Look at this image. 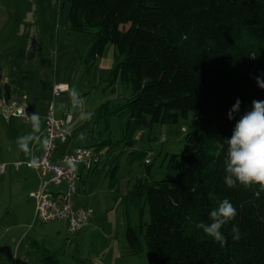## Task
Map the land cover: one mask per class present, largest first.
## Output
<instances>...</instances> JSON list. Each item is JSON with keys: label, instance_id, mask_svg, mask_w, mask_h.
I'll return each instance as SVG.
<instances>
[{"label": "trees", "instance_id": "trees-1", "mask_svg": "<svg viewBox=\"0 0 264 264\" xmlns=\"http://www.w3.org/2000/svg\"><path fill=\"white\" fill-rule=\"evenodd\" d=\"M66 3L71 27L91 32L86 61L112 45L114 71L132 88L116 110L126 118L124 151L136 153L138 131L177 123L192 114L184 149L170 156L165 177H139L123 196L140 218L132 225L127 208L128 252H140L145 242L148 264H264V190L258 185L229 188L223 182L224 140L231 137L236 122L227 118L229 109L239 98V119L253 100L264 101V89L254 79L264 73V0ZM5 61L8 94L22 93L25 71L14 56ZM136 154L146 159L149 153ZM109 165L114 179L117 166ZM150 167L145 166L146 172ZM224 199L234 205L237 215L222 227L227 242L221 246L197 224L209 222V212ZM233 224L239 229L238 240L233 239ZM32 242L40 249V264H66L57 252Z\"/></svg>", "mask_w": 264, "mask_h": 264}, {"label": "rangeland", "instance_id": "rangeland-1", "mask_svg": "<svg viewBox=\"0 0 264 264\" xmlns=\"http://www.w3.org/2000/svg\"><path fill=\"white\" fill-rule=\"evenodd\" d=\"M64 2L0 0V65L7 57L14 56L26 74V94L31 102L37 101L33 112L41 117L42 127L51 103L63 114H72V137L67 143L74 147L95 146L101 153V166L107 163L117 166L115 178H111L110 165H105L104 172L99 174L96 170L85 171L82 178L88 182L87 191L78 181L76 206H90L94 211L83 236L69 234L65 221L35 220V201L29 190L31 180H27V173L33 168L26 164L15 166L16 162L30 160L16 141L31 131V123L25 118L8 119L0 110V165H8L7 172L0 173V264H40V249L32 242L35 239L51 252H57L60 261L66 264H148L145 242L140 252H128L126 211L129 209L132 225L139 224L140 218L138 210L129 208L123 200L117 184H123L128 177L133 183L149 175L145 157L139 158L136 154L140 150H146L153 161L149 179L164 178L170 156L184 149L183 127L189 126L192 114L181 117L177 123H158L151 129L141 130L144 137L138 140L136 153L124 151L126 118L116 110L131 96L132 88L114 71L116 57L112 45L101 56L86 61L92 45L91 32L71 27L69 3L63 5ZM5 77L6 72L1 68L0 98L5 93L8 95L4 91ZM56 82H67L69 90L79 91L84 100L83 110L93 114L90 120H82L80 110L72 108L78 101H70L69 91L61 94L62 98L69 96L66 103L59 101L61 97H54ZM82 132L86 136L84 141L77 139ZM104 140H112L113 144L101 145ZM68 144H61L56 154ZM82 168L79 166V171ZM145 219L149 220L147 212ZM20 235L26 236L25 239L19 238Z\"/></svg>", "mask_w": 264, "mask_h": 264}, {"label": "built area", "instance_id": "built-area-1", "mask_svg": "<svg viewBox=\"0 0 264 264\" xmlns=\"http://www.w3.org/2000/svg\"><path fill=\"white\" fill-rule=\"evenodd\" d=\"M10 79L5 77V84L9 85ZM13 88V87H11ZM69 86L65 83H55L53 86L54 97L67 92ZM31 99L28 94H4L0 98V110L8 118L28 119V109ZM73 116L67 113L63 117L56 116L55 106L50 104L45 127L43 130V140L41 152L36 156L39 158L38 166L32 167L30 160L26 161L27 167L33 168L39 173V186L30 192V196L35 201V220L42 222L65 221L67 232L76 234L86 227L93 216V208L90 206H76L74 196L78 193V181L81 172L96 170L102 161L101 153L95 146H80L72 153H65L59 160L54 157L59 145L69 141L72 137L70 128ZM183 130H186L183 127ZM141 133L137 134V138ZM165 139V137H164ZM149 156L145 159V164H150ZM23 162H16L19 167ZM7 164L0 165V173L7 172Z\"/></svg>", "mask_w": 264, "mask_h": 264}, {"label": "clouds", "instance_id": "clouds-1", "mask_svg": "<svg viewBox=\"0 0 264 264\" xmlns=\"http://www.w3.org/2000/svg\"><path fill=\"white\" fill-rule=\"evenodd\" d=\"M257 86L264 89V73L254 77ZM70 101L76 100L78 103L72 105L74 110H80V118L84 121L92 118V113L84 111V100L76 88L69 90ZM241 101L236 99L235 103L229 109L227 118L236 120L232 135L226 138L224 142L227 145V151L224 159V171L226 175L223 178L224 184L229 188H235L240 185L244 188H251L258 185L264 190V101L253 100L251 109L240 113ZM31 123V131L17 138L18 147L26 154L30 155V165L38 166L39 158L31 155L33 144H43L39 135L42 129L41 117L37 112L28 116ZM85 133H80L77 139L84 141ZM237 215L234 205L227 199L220 201L214 209L209 212V222L197 224V228L202 229L205 234L212 237L214 241L224 246L226 237L222 233V227L233 221ZM233 239H239V229L237 225L232 226Z\"/></svg>", "mask_w": 264, "mask_h": 264}, {"label": "crops", "instance_id": "crops-1", "mask_svg": "<svg viewBox=\"0 0 264 264\" xmlns=\"http://www.w3.org/2000/svg\"><path fill=\"white\" fill-rule=\"evenodd\" d=\"M1 68H3V70L6 72V76H8V62L7 61H5V63L4 64H2V65H0V70H1ZM57 83V82H56ZM60 83H65V84H67L68 85V83L67 82H60ZM55 84V83H54ZM6 86H4V91H7V89H8V84H5ZM69 86V85H68ZM13 87V86H12ZM12 89V88H11ZM68 91H69V89H68ZM8 92H9V89H8ZM23 92L24 93H26V89H25V83H24V89H23ZM66 93V92H65ZM12 94V93H11ZM62 95H60L59 97H61ZM68 100H69V96L68 95H64L63 96V98L61 97L60 99H59V101L61 102V103H63V102H68ZM36 103H37V101H36ZM55 113H56V116L58 115V117H63L64 115H66V114H63L62 112H60V111H58V110H56L55 109ZM73 121H74V119H73ZM73 123V122H72ZM71 123V124H72ZM44 127H45V122H44V125H43V127H42V130H41V132H40V136H41V138H42V140H43V130H44ZM143 133L144 132H142L141 133V140H143L142 138L144 137V135H143ZM70 143V142H69ZM68 143L66 142V143H64V144H62V145H67ZM76 145V144H75ZM60 146V145H59ZM59 146H58V148H57V150L59 149ZM77 148V145L74 147V146H72L71 144H68V146H66L60 153H57L56 154V152H55V155H54V157L56 158V160H59L65 153H72V152H74V150ZM41 150H42V144H38V145H36L33 149H32V153H31V155H34V156H37L40 152H41ZM56 150V151H57ZM30 156V155H29ZM148 156H150L149 154H148ZM167 156H168V154H167ZM30 159H31V156H30ZM20 162V161H19ZM153 162V161H152ZM152 162H151V165H152ZM22 165H24V163L23 164H21L20 166H22ZM105 165H109L108 163L107 164H104V165H99L98 166V168L96 169V172L95 173H100L102 170H104L103 169V166L105 167ZM16 166V165H15ZM19 166V167H20ZM17 167V166H16ZM30 168V167H29ZM32 170H34V171H32ZM32 170H30V171H28V173H27V177H28V179L27 180H31V185H30V187H29V190H30V192L31 191H33V190H36L37 188H38V186H39V182H40V179H39V173H38V171L37 170H35V169H32ZM102 172H104V171H102ZM80 178H79V180H80V182H82L83 183V190L84 191H87V189H88V182L86 181V179H83L82 177H83V174H84V172H81V170H80ZM148 173V172H147ZM151 174H152V168L150 169V171H149V175L147 174L146 175V177L147 178H149L150 176H151ZM104 175H105V173H104ZM142 177V176H141ZM131 183H132V180L128 177L127 179H125L124 181H123V184H121V183H118L117 184V189H119V191H120V193L123 195V196H125V195H127L128 194V192H129V190H130V188H131ZM76 203L77 202H75V200H74V204L76 205ZM82 206H86V205H82ZM90 223H91V221H90ZM90 223L86 226V227H84L83 229H81L79 232H77L76 234L77 235H79V236H83L84 235V232L86 231V229H87V227H89V225H90ZM66 227H67V223H65V229H66ZM67 230V229H66ZM26 237V236H25ZM25 237H24V235H20V237L19 238H21L22 240H24L25 239ZM36 240V239H35ZM34 241V240H33ZM38 241V240H37ZM39 242V241H38ZM45 248H47V247H45ZM48 249V248H47ZM50 252H51V250L50 249H48ZM24 257V256H23Z\"/></svg>", "mask_w": 264, "mask_h": 264}, {"label": "water", "instance_id": "water-1", "mask_svg": "<svg viewBox=\"0 0 264 264\" xmlns=\"http://www.w3.org/2000/svg\"><path fill=\"white\" fill-rule=\"evenodd\" d=\"M35 107H36V99H34V100L31 102V104H30V107H29V109H28V113H29V115L33 113Z\"/></svg>", "mask_w": 264, "mask_h": 264}]
</instances>
